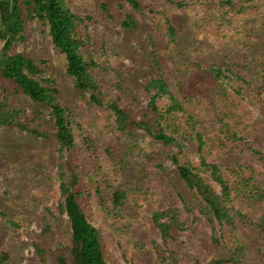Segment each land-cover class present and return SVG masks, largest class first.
I'll use <instances>...</instances> for the list:
<instances>
[{"label": "trees", "instance_id": "1", "mask_svg": "<svg viewBox=\"0 0 264 264\" xmlns=\"http://www.w3.org/2000/svg\"><path fill=\"white\" fill-rule=\"evenodd\" d=\"M112 1L98 0L109 20ZM144 1L114 0L119 9H124L122 3L129 6L118 20L124 36L114 47V57L134 60L130 68L103 66L96 59L106 55V46L94 47L89 17L78 15L68 0H0V129L17 128L36 139H48L47 132L29 130L19 122L26 105L33 121H42L48 111L56 129L62 199L56 209L46 208L53 219L35 247L39 262L116 264L104 245L100 224L86 208L85 198L90 195L84 191V175L66 161L65 154L72 156L78 147L75 130H81L76 120L80 106L65 102L58 81L46 78L47 69L34 58L14 51L26 42L27 28L34 21L48 28L52 46L65 56L64 77L72 86L64 82L63 88L71 100L87 97L91 106L105 109L113 118L112 144L106 152H113L109 157L114 156L125 174L117 172L123 182L113 188L110 203L101 198L96 183L100 175L89 173L104 220L119 216L126 204L132 184V167L126 159L133 156L127 137L132 141L136 131H142L153 141L149 147L166 151L148 152L145 160L169 179L187 214L183 218L182 210L171 205L152 214L161 237V242L151 241L157 264H180L169 243L175 232L192 229L200 220L198 215L210 227L209 243L214 248L203 264H264V151L249 146L260 169L241 164L234 152L221 161L209 160L205 154L210 149L207 142L217 143L219 149L240 147L242 135L250 129L233 96L249 97L264 110V0H196L199 9L191 7L192 0H163V6H155L162 0L154 4L147 0V5ZM150 17L156 21L152 26L147 22ZM143 100L146 109L141 107ZM138 110L143 117L137 121ZM115 133L125 137L116 138ZM11 144L18 150L11 154L15 157L24 147ZM168 155L175 166L173 175L164 164ZM146 167L140 164L135 170L138 185L144 184ZM64 217L69 232L66 245L58 243L52 229ZM9 223L2 224L0 238L10 230ZM13 242L0 248V264H18L22 259L21 245ZM129 264L137 263L130 260Z\"/></svg>", "mask_w": 264, "mask_h": 264}, {"label": "rangeland", "instance_id": "2", "mask_svg": "<svg viewBox=\"0 0 264 264\" xmlns=\"http://www.w3.org/2000/svg\"><path fill=\"white\" fill-rule=\"evenodd\" d=\"M146 1L144 2L147 5ZM158 1L152 0L151 3L154 4ZM68 2L78 15L89 17L87 20L88 33L93 37L92 44L94 47L103 48L106 46V55L100 59L96 58L103 66L115 67L120 64L131 68L135 65V61L132 59L114 57V47L123 40L124 36L118 20L124 17V12L129 8L126 3H122L124 6L122 10L119 9V6L114 5L113 0L108 13L109 20L101 12L98 0H68ZM163 3L162 0L155 6H163ZM192 3V8H200L196 0H192ZM147 22L150 26L156 23L151 17ZM27 33L26 42L17 46L14 51L23 52L34 58L43 69H47L46 78L51 81H58L60 92L65 96V102L72 106H80V115L76 120L81 130H75L78 147L73 150L72 156L70 155L71 152L66 153L65 156L66 161L71 162L79 170V173L84 175L82 181L85 184L84 191L90 195L88 199L85 198L87 200L86 208L89 216L100 224L102 239L108 253L116 264H129L130 260H134L137 264H157L151 241L161 242V237L152 222V214L171 205L182 210L181 216L183 218L187 216L169 179L145 160V155L149 154L148 152L155 151L164 154L166 151L163 147H149L148 143L153 141L147 138L142 131H136L138 135H133L132 141L129 139L130 137H127V141L130 142L129 148L133 150V156L126 159L128 161L126 164L134 169H130V177L132 178H129V182L132 184L128 186L129 195L125 200V206L120 210L121 214L106 217L104 220L102 215H105L98 203V195L95 190L96 183L100 187L101 198L110 203L113 188L115 189L123 182L122 177L117 176V172L119 173L121 170V173L125 174L116 165L114 156L109 157V154L112 155L113 152H106V147H111L112 144L113 118L105 109L91 106L87 97H77L76 99L73 98V101L71 100L68 89L63 88L64 82L68 83L69 88L72 86L71 80L64 77L66 72L65 56L58 53L52 46L48 28L44 24L38 21L32 22L27 28ZM211 34L216 37L214 27H211ZM218 39L221 40V38ZM111 75L112 72H108L107 76ZM2 93L0 91V95ZM233 98L238 112L244 114V125H248L250 129L246 131V135H242L243 141L240 147L225 146V149H219L216 148L218 147L217 143L211 145L207 142L210 149H206L205 154L209 160L221 161L227 159L229 152H234L237 161L241 164L245 166L255 165L257 169H260V164L253 160L249 148L253 147L264 151V110H261L260 106L256 105L255 102L253 103L249 97L233 96ZM26 106L28 109L19 122L24 123L29 130L47 132L48 139L45 140L43 137L36 139L32 134L21 132L17 128L0 129V231L3 230L2 224L7 226V222H15L17 225L12 227L11 222L8 224L10 230H7L3 239L0 238V248H8L14 241L13 243L20 244L22 247V259L18 264H40L35 247L36 244H41L44 229L48 221L52 223L53 219L46 208L56 209L62 199L61 181L57 175V167L60 161L57 154L56 129L48 111H44L42 121H33L31 109L28 105ZM135 106L136 103L130 105L133 108ZM141 107L146 109L147 102L143 100ZM199 108L201 109V107ZM139 113L140 110L137 112L139 117L135 119L137 121L143 117ZM242 130L244 131V128ZM117 134L115 133L116 138L118 136H121V139L125 137ZM213 141H215L214 138L211 142ZM11 142L24 147L22 152L16 153L15 157L11 154L18 152V150ZM132 144L134 146H131ZM167 153L170 152L167 151ZM125 154L126 152H124V156ZM140 164L147 166L144 168L147 170V174L143 175L145 179L143 185H138L139 182L133 179L135 170L139 169ZM164 164L168 167L169 173L172 174L175 166L172 164L169 155L164 157ZM245 170V172L249 171L248 168ZM94 172H97L98 176L100 175L96 183L89 180V173ZM110 185L114 187H107ZM192 202H194L193 199ZM198 217L200 220L194 222L192 229L175 232V238L169 243L170 247L179 254L180 264H203L210 257V252L214 253V248L209 243L210 227L204 218L199 215ZM52 229H54L53 235L58 243L66 245L69 234L66 217L61 221V225L56 224ZM141 245L143 246L141 247Z\"/></svg>", "mask_w": 264, "mask_h": 264}]
</instances>
